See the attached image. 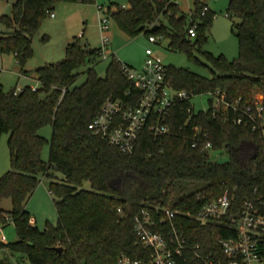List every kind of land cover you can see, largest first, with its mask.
<instances>
[{
	"label": "trees",
	"instance_id": "trees-1",
	"mask_svg": "<svg viewBox=\"0 0 264 264\" xmlns=\"http://www.w3.org/2000/svg\"><path fill=\"white\" fill-rule=\"evenodd\" d=\"M57 1L15 0L12 13L0 18L7 28L0 32V57L14 53L23 66ZM127 2L128 7L109 8L122 30L132 36L142 31L162 35L173 50L190 54L199 50L212 64L211 77L168 65V77L177 89L196 95L220 88L246 103H253L256 93L264 95V0H230L228 15L240 19L233 28L239 55L232 60L201 49L216 16L208 4L196 0L195 8L184 13L176 0ZM205 6L208 10L203 14ZM193 23L198 25L194 42L188 35ZM142 25L146 26L143 30ZM100 51L74 38L63 60L36 69L38 87L7 90L0 83V136L9 133L11 159L10 170L0 177V225L14 221L19 236L14 242L0 240V249L14 257L19 254V264L26 260L29 264H119L122 255L146 258L149 250L135 232L134 216L142 209L170 207L192 212L176 220L191 245L199 244L202 254L221 257L219 238L235 232L219 223L202 225L194 214L226 191L235 196L237 205L259 199L264 213V136L236 123L232 112L200 110L186 123L191 101L185 100L171 108V133L155 136L146 126L134 151H122L88 125L109 96L128 105L133 97V105L140 92L126 78L124 62L114 53L105 76L98 74L95 66L103 57ZM81 73H86V79L76 84ZM128 89L130 96L125 94ZM48 124L52 137L45 161L42 151L48 140L39 131ZM194 125L208 133L219 156L210 157L201 146H193ZM41 175L50 179L49 190L59 213L57 225L45 229L32 222L26 208ZM85 182L91 187L86 188ZM5 198L12 199L11 210L2 207ZM260 255L264 260V242ZM0 264L17 263L4 257Z\"/></svg>",
	"mask_w": 264,
	"mask_h": 264
},
{
	"label": "built area",
	"instance_id": "built-area-1",
	"mask_svg": "<svg viewBox=\"0 0 264 264\" xmlns=\"http://www.w3.org/2000/svg\"><path fill=\"white\" fill-rule=\"evenodd\" d=\"M208 6L203 9V14ZM109 12L100 18L102 31L101 55L109 57L111 38ZM54 16V13L51 14ZM197 24L188 29L191 38L197 36ZM162 36V35H161ZM163 37V36H162ZM151 42H158V35H150ZM126 78L138 89L140 95L126 101L109 96L99 113L89 123V128L109 143L118 146L122 151H134L136 141L144 127L149 126L155 135L171 133L169 118L171 108L178 102L190 100L194 94L185 89H177L168 77L167 66L158 56H149L140 68L122 64ZM210 96V109L215 114L222 111L226 115L234 114V121L249 125L253 130L261 131L264 136V95L256 97L253 103H246L241 97L234 98L222 89L204 92ZM130 96L131 89L125 93ZM198 112V111H197ZM194 113V105L187 108V122ZM193 146H201L208 156L216 157L213 143L208 133L202 132L199 125L191 127ZM199 198H201L199 196ZM262 202L257 199H246L241 205L235 202V196L229 191L211 201L204 203L194 214L202 224L219 223L227 230L235 232L232 236L219 238L222 248L221 257L216 254H202L200 245H191L180 231L176 221L192 212H183L170 207H156L155 210L142 209L134 216V229L141 244L149 250L146 258H132L122 255L119 264H264L260 255V244L264 242V213Z\"/></svg>",
	"mask_w": 264,
	"mask_h": 264
},
{
	"label": "rangeland",
	"instance_id": "rangeland-1",
	"mask_svg": "<svg viewBox=\"0 0 264 264\" xmlns=\"http://www.w3.org/2000/svg\"><path fill=\"white\" fill-rule=\"evenodd\" d=\"M15 0H0V18L3 14L12 13V4ZM196 0H176L184 13H189L195 8ZM205 2L216 12V16L209 30L206 31V39L201 44L203 51L211 52L214 55H225L232 60L239 55V40L233 28L234 24L240 19L236 16H229L230 0H199ZM127 0H96L94 3L82 1L58 0L53 8L55 17L48 15L33 41V53L22 66L18 63L14 53H5L0 57V83L9 90L17 88L20 91L24 86L35 84L40 85L36 78V69L50 62L63 60L66 56L68 40L78 38L82 44L98 48L102 45V31L100 18L106 14L110 7L116 5L127 6ZM99 6L103 8L100 10ZM110 29L108 35L111 38L109 45L110 52L122 62L129 63L137 68L144 65L149 56H158L163 63L176 67L188 68L191 71L211 77L212 64L206 56L199 50H193L190 54L185 51L173 50L170 48V40L167 37L158 35V42H151L150 33L142 31L136 36H132L122 30L109 12ZM6 26L0 21V32H6ZM47 35L44 40L43 36ZM196 38H193L194 42ZM111 57H102L96 64V71L100 76H105L106 68ZM26 72V74H24ZM86 79V73H81L77 83L81 84ZM263 94L256 93L255 97ZM195 111L206 110L210 107V96L206 93L196 94L191 98ZM44 136L46 142L42 158L49 160L50 140L52 137V126L45 125L39 131ZM9 133L4 132L0 136V177L11 168L10 149L8 144ZM213 155L218 153L212 151ZM219 156V155H217ZM227 159L226 155L222 156ZM62 178L61 173H57ZM40 184L30 196L26 208L32 215V222L37 224L40 229L49 226H56L59 213L55 204L54 196L49 190L50 179L44 175L40 176ZM84 186L90 188V183L85 182ZM2 207L6 210L13 208L11 198L2 201ZM19 239L17 227L14 221L7 225H0V240L8 243ZM19 254L15 257L5 249H0V259L10 258L19 264ZM25 264H29L25 261Z\"/></svg>",
	"mask_w": 264,
	"mask_h": 264
},
{
	"label": "crops",
	"instance_id": "crops-1",
	"mask_svg": "<svg viewBox=\"0 0 264 264\" xmlns=\"http://www.w3.org/2000/svg\"><path fill=\"white\" fill-rule=\"evenodd\" d=\"M203 3H205V2H203ZM207 4V3H206ZM129 6V3H127V6H123V7H128ZM103 7L102 6H99V9L101 10ZM108 12H109V10H108ZM54 13V12H53ZM56 15H55V13H54V16H52V17H55ZM74 40V38H72V39H70V40H68V44L70 43V42H72ZM67 44V45H68ZM125 63V62H124ZM126 64H128V65H131V64H129V63H126ZM131 66H133V65H131ZM135 67V66H134ZM24 74H26V72L24 73ZM36 78L38 79V76H37V74H36ZM39 85H37V84H35V86H34V88H36V87H38Z\"/></svg>",
	"mask_w": 264,
	"mask_h": 264
},
{
	"label": "water",
	"instance_id": "water-1",
	"mask_svg": "<svg viewBox=\"0 0 264 264\" xmlns=\"http://www.w3.org/2000/svg\"><path fill=\"white\" fill-rule=\"evenodd\" d=\"M145 27H146L145 25H142V26L140 27V29L143 30ZM153 29H154V30L157 29V26H154ZM206 153H207V152H206ZM58 250H59V251H62V248H58Z\"/></svg>",
	"mask_w": 264,
	"mask_h": 264
}]
</instances>
